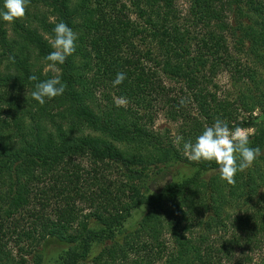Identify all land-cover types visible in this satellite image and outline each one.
<instances>
[{"label": "trees", "instance_id": "16d2710c", "mask_svg": "<svg viewBox=\"0 0 264 264\" xmlns=\"http://www.w3.org/2000/svg\"><path fill=\"white\" fill-rule=\"evenodd\" d=\"M181 2L30 0L0 16V264H41L49 239L66 245L55 264H264V0ZM59 22L78 39L54 72ZM56 73L64 93L39 104ZM217 118L261 150L235 184L184 154ZM172 163L192 171L150 190Z\"/></svg>", "mask_w": 264, "mask_h": 264}, {"label": "clouds", "instance_id": "9594fccd", "mask_svg": "<svg viewBox=\"0 0 264 264\" xmlns=\"http://www.w3.org/2000/svg\"><path fill=\"white\" fill-rule=\"evenodd\" d=\"M30 0H4L5 11L0 12L2 19L13 22L22 18L26 13V7ZM54 37L49 39L53 49L46 60L51 62L49 67L55 72L57 64H64L67 57L76 50L78 35L64 22L55 24L53 29ZM29 79L36 81L35 75ZM126 79V73L119 72L113 81V85H119ZM66 85L61 82L59 73L52 78L37 82L35 90L31 92L32 98L43 105L47 99H52L64 93ZM116 105L126 106V98H118ZM185 101L181 99L180 105ZM182 137L177 138V142ZM183 150L186 157L193 162L214 161L218 165V172L222 180L228 184H235L237 172H243L250 168L254 161L261 155L259 147L250 146L249 134L239 127L230 128L228 123L217 118L211 126L205 127L202 134L198 135L195 142L186 141L183 143Z\"/></svg>", "mask_w": 264, "mask_h": 264}, {"label": "rangeland", "instance_id": "374dc122", "mask_svg": "<svg viewBox=\"0 0 264 264\" xmlns=\"http://www.w3.org/2000/svg\"><path fill=\"white\" fill-rule=\"evenodd\" d=\"M178 4L181 6H184V4L181 2V0H178ZM246 62H250L249 59H246ZM218 84L221 86L225 85L223 88L229 87V84L227 82V77L225 74H220L216 78ZM230 89L234 92L235 89L233 87H230ZM155 124H166L164 121V118L162 116H158L157 120L155 121ZM246 131L248 134L252 132V129H242ZM159 171L156 169H153V176L149 181V188L152 191H158L164 184H166L169 181L172 180H179L184 176H187L190 174L192 169L190 167H187L180 163H172L167 164L163 166L158 167ZM158 171V172H157ZM145 211L144 207H139L135 209L131 216L127 219L126 226H132L135 224V222L139 219V217L142 215V213ZM66 248V245L62 242H59L57 240L49 239L45 242V244L42 247V260L41 264H55L58 254Z\"/></svg>", "mask_w": 264, "mask_h": 264}]
</instances>
